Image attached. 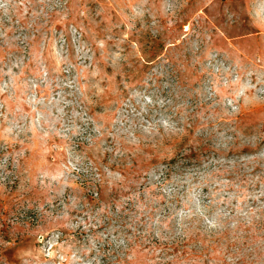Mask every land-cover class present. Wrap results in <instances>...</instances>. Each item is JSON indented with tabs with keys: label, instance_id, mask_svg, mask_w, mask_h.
Returning <instances> with one entry per match:
<instances>
[{
	"label": "rangeland",
	"instance_id": "1",
	"mask_svg": "<svg viewBox=\"0 0 264 264\" xmlns=\"http://www.w3.org/2000/svg\"><path fill=\"white\" fill-rule=\"evenodd\" d=\"M0 264H264V0H0Z\"/></svg>",
	"mask_w": 264,
	"mask_h": 264
}]
</instances>
